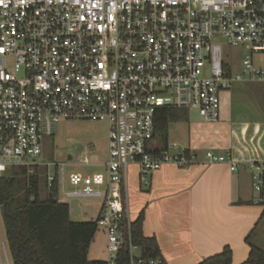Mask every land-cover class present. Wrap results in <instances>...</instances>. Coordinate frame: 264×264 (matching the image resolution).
Returning <instances> with one entry per match:
<instances>
[{
  "label": "built area",
  "instance_id": "2783aa9c",
  "mask_svg": "<svg viewBox=\"0 0 264 264\" xmlns=\"http://www.w3.org/2000/svg\"><path fill=\"white\" fill-rule=\"evenodd\" d=\"M221 40L264 52V0H0V179L13 167H45L48 189L57 185L69 203L101 201L107 264H164L134 243L128 168L138 165L147 186L165 164L198 163L195 153L159 141L157 111L185 109L217 122L222 92L236 81L264 80L249 52L243 72L229 74ZM63 121L107 125L104 172L66 180L64 164L55 165L60 177L34 163ZM203 158L237 170L230 150ZM82 162L91 165L87 155ZM247 168L254 203L264 207V162ZM0 264H11L5 243Z\"/></svg>",
  "mask_w": 264,
  "mask_h": 264
},
{
  "label": "crops",
  "instance_id": "0c3cea01",
  "mask_svg": "<svg viewBox=\"0 0 264 264\" xmlns=\"http://www.w3.org/2000/svg\"><path fill=\"white\" fill-rule=\"evenodd\" d=\"M255 64L264 68V62ZM201 121L219 125L209 136L220 141L214 146L220 151L186 147L200 161L185 168L165 164L150 175L147 186L138 165L132 164L127 173L129 216L134 222L143 214V234L155 238L166 264H200L227 246L232 264H243L250 243L264 250V207L254 203L247 168L252 161L264 162V80L234 82L221 93L219 120ZM228 150L235 171L227 163L203 158L205 151L222 155Z\"/></svg>",
  "mask_w": 264,
  "mask_h": 264
},
{
  "label": "trees",
  "instance_id": "16d2710c",
  "mask_svg": "<svg viewBox=\"0 0 264 264\" xmlns=\"http://www.w3.org/2000/svg\"><path fill=\"white\" fill-rule=\"evenodd\" d=\"M189 113L185 109H159L156 137L168 145L170 125L188 120ZM0 207L12 264H107L88 257L101 209L92 222L73 221L70 203L60 195L57 185L48 189L45 168L36 166L33 173L24 166L10 169L0 179ZM142 227L143 214L132 224L134 243L143 249L144 256L162 258L155 238L145 237ZM250 247L243 264H264V250L251 243ZM232 256L227 246L200 264H232Z\"/></svg>",
  "mask_w": 264,
  "mask_h": 264
},
{
  "label": "rangeland",
  "instance_id": "374dc122",
  "mask_svg": "<svg viewBox=\"0 0 264 264\" xmlns=\"http://www.w3.org/2000/svg\"><path fill=\"white\" fill-rule=\"evenodd\" d=\"M221 42L223 44L224 61L226 66L231 68L233 75L243 72L241 53H251L256 63L264 62V52L252 51L248 45L233 47L224 40H221ZM217 127L219 125L204 124L198 113L191 111L188 120L173 122L170 125L168 145L177 144V151H181L186 147L196 150L204 147L208 150L220 151V149L214 147L220 141L209 136V132L213 131L211 134L213 135V129ZM159 141L161 140L159 139ZM107 145L108 128L106 124L89 121H63L59 125L57 134L44 141L43 153L34 160V163L49 165L50 174L55 175L58 173L60 177H62V173L57 171L55 165L61 167L64 164L63 175L66 180L72 173L94 174L104 172L105 166L103 163L107 157ZM90 150H93V153L88 154ZM85 155L89 157L91 165L83 164L82 160ZM71 189L73 187L67 182L66 190ZM100 202L99 199H81L78 204L80 213L77 215L71 214V219L78 222L94 221L99 213ZM1 243L8 244L2 208L0 207V246ZM88 257L90 260H107L108 255L103 228L98 229Z\"/></svg>",
  "mask_w": 264,
  "mask_h": 264
},
{
  "label": "water",
  "instance_id": "95a60500",
  "mask_svg": "<svg viewBox=\"0 0 264 264\" xmlns=\"http://www.w3.org/2000/svg\"><path fill=\"white\" fill-rule=\"evenodd\" d=\"M79 201L77 199H73L70 202V207L72 209V214L73 215H77L80 211L79 205H78Z\"/></svg>",
  "mask_w": 264,
  "mask_h": 264
}]
</instances>
